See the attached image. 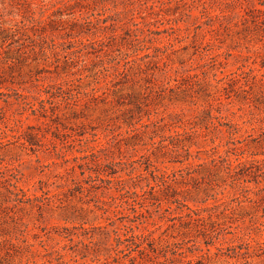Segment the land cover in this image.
Instances as JSON below:
<instances>
[{
  "label": "rangeland",
  "instance_id": "obj_1",
  "mask_svg": "<svg viewBox=\"0 0 264 264\" xmlns=\"http://www.w3.org/2000/svg\"><path fill=\"white\" fill-rule=\"evenodd\" d=\"M115 1L117 5H108L109 13L123 11L122 23H130L133 14L140 28L161 32L152 34L151 41L145 42L149 50L138 52L140 56L150 52L160 58H152L153 63L148 68L144 67L148 69L147 74L134 75L135 70L128 74L127 81L126 78L122 80L125 82L123 86L115 85L121 79L115 75L114 61L119 50H126L121 45L125 40L121 38L127 36L121 29L116 32L121 37L106 39L113 43L114 52L109 50L107 53L90 55L84 66L74 57V68L58 66L62 60L57 62L50 50L42 55L36 54L37 49L34 52L29 50L23 57L16 51L23 41L11 46L9 43L4 45L2 38L5 33H0V92L16 89L35 95L44 87L56 91V86L62 85L76 101L73 107L66 106L63 97L55 98L57 105L53 117H59L50 122V126H42L35 116L25 121V127L41 125L47 139L57 143L58 153L46 148L33 153L14 143L9 136L0 140L7 143L10 139V144L0 146L1 170L7 167L17 171L21 188L37 192L38 195L42 194L41 188L48 192L49 197L42 200L39 210L32 205L13 208L12 204L4 203V194H0V264H123L112 260V247L115 245L112 228L108 227L107 232L100 229V226L110 222L108 217L116 218V224L120 225V209L107 205L108 213L104 214L96 207L97 199L93 197L97 195L103 200H110L115 191L88 190V182L82 181L88 178V174L81 176L79 168L74 172L73 185V178L66 173L68 164H64L63 153L60 152V149L66 151L67 158L81 156L79 150H86L84 141L91 139L93 133H97L103 141L110 140L102 153L103 160L123 161L124 164L118 165V168L126 171L131 169L130 161L139 159L145 153V148H151V136H154V141H159L161 136H169L175 130L189 129V123L194 121L198 123V132L207 137L194 140L199 146H193L190 161L180 165L163 160L165 163H155L157 166L179 170L188 163L209 161L207 155L212 154L215 145H220L222 153L235 146H243L248 151L243 160H253L250 152L264 153V137L259 144L248 138L245 143L234 146L226 132L230 124H237L239 131L233 137H247L249 134L258 137L261 132L259 128L264 126V84L257 83L252 88L247 86L246 92L240 91L236 95L231 92L226 80L221 81L231 73L248 72L249 69L254 70L251 76H257V80L264 79V0H131L134 4L128 3V0ZM28 3L35 12L33 17L38 19L44 12L43 18L54 24L51 26L56 30L52 37L58 42L59 49L67 48L64 42L68 39L63 38V29L73 17L69 14L71 10L64 7V0H28ZM153 4L155 7H152ZM26 6L23 0L13 4L9 0H0V9L4 12V16L0 17V28L11 27L14 24L12 19L20 21L23 20L22 16H32ZM133 7V12H129L128 9ZM77 9L74 7V11ZM9 11L20 12L22 16L11 17ZM76 17H79V13ZM60 20L65 23H60ZM27 35L33 40L36 38L31 31ZM110 35V32L107 33V37ZM88 38L90 41L96 39L93 36ZM76 40L79 39H74V42ZM27 44H30L29 41ZM43 44L50 46V39L44 40ZM166 47L169 48L164 49ZM158 48L163 52L156 51ZM103 67L109 68V71L100 73ZM251 76H246V79L251 80ZM91 93L99 98L92 100ZM245 98L252 101L251 106L242 104ZM117 99L124 104H117ZM0 108L5 116L0 121V133L5 130L9 135L6 126H12L10 120L17 105L6 103L0 96ZM126 109H131L133 115L124 114ZM204 110L220 117L224 126L217 125L216 130L212 127L205 129L209 119ZM131 117H134V122L141 119L140 123L150 124L144 129L150 133V137L145 135L143 138L146 146H141L143 142L134 146L137 141L140 142L139 139L127 134L129 128L123 121L131 120ZM252 128L256 131H252ZM198 150H201L199 156L195 152ZM235 158L231 155L233 161ZM255 159L264 167V154L255 156ZM71 164L76 165V162ZM196 169L198 177L207 174L203 167ZM122 176L127 177L125 173ZM218 179L219 176L211 178L212 181ZM200 181L203 180H188L187 185L175 183L178 198L193 208L221 202L234 206L233 212L228 211L227 215L215 219L214 227H210L208 220L200 227V230L216 237L214 245L209 246L210 251L203 258L204 264H264V199L257 201L264 192L255 194L258 189L264 188V181L259 184L254 181L238 183L235 187L222 186L215 191L206 184H199ZM244 184L250 191H244ZM210 194H215L216 200L210 198L203 203L206 195ZM236 197L242 204L235 200ZM247 198L253 199V202ZM158 217L154 214L150 219L156 225L146 224V227L136 230V233L144 234L147 233L144 228L152 230L154 247L157 249L151 252L150 259L137 257V264L164 263L161 250L175 242L184 244L183 251L187 258L180 260L178 257L173 264H185L184 261L206 252L203 238L197 237L195 230L192 234L194 243L187 244V238L182 235L186 228L180 225V221H175L173 226L172 222ZM243 238L251 245L247 246ZM234 246L236 252L229 250ZM74 251L79 254L76 258ZM96 252L98 257H95ZM82 253L87 257L81 258ZM122 262L130 264L128 259Z\"/></svg>",
  "mask_w": 264,
  "mask_h": 264
},
{
  "label": "trees",
  "instance_id": "obj_2",
  "mask_svg": "<svg viewBox=\"0 0 264 264\" xmlns=\"http://www.w3.org/2000/svg\"><path fill=\"white\" fill-rule=\"evenodd\" d=\"M9 1L13 4L17 0ZM23 1H25L27 9H29L28 12L32 16L26 17L22 16L20 12L9 11V16H22L23 20L18 21L12 19L14 24L11 27L0 28V33H5L2 38L4 45L9 43V46H11L23 41L21 47L16 49V51H18L23 57L27 55L29 50L34 52V50L37 49V55L46 54L47 50H50L51 54L57 58V62L62 60L61 65H58L62 68H74V57H76L78 63H82L81 65L84 66L86 60L90 58V55H96L99 52L107 53L109 50H112L113 43H111L110 40L106 41V39L121 37L116 34L117 30L121 29L127 36V38H121L125 40L121 45L124 46L126 50L124 52L119 50V55L117 54L114 58V61H116L115 75L116 77L119 76L121 79L115 85L123 86L125 82L122 80L126 78L127 81L128 74L134 70V75L138 73L147 74L148 69L145 70L144 67L148 68L150 64L153 63L152 58H160L159 55H152L150 52H146L140 56L138 52L149 50V47H146L145 42L151 41L152 34L157 35L161 32L140 28V23H137L134 20L135 17H133V14L130 23H122L124 22L121 19V15L124 13L123 11L115 10L113 11V14L109 13L110 9L108 5H117L115 0H64V7L71 10L69 14H71L73 18L70 24L63 29V38L65 37L68 40L67 42H64L67 43V48L61 49H59L60 46L56 39L52 37L54 36V30H56V28L51 26L54 24L48 23V21L43 18L44 12H41V16L38 19L33 17L35 12L30 8L28 0ZM128 3L134 4L131 0H128ZM74 7L78 9L74 11ZM152 7H155V4H153ZM133 9L134 7L128 9V11L133 12ZM76 12L79 13V17H76ZM3 13L4 12H1L0 9V17L4 16ZM88 13L90 14L88 15ZM84 14L87 15L84 16ZM59 22L65 23L61 20ZM131 26L135 29H132ZM29 31H31L33 36L36 37L34 40L27 35ZM49 32H51V36L48 35ZM109 32L111 35L110 37H107V33ZM89 36H93L96 39L90 41L88 38ZM48 38L50 39V46L46 47L43 44V41H47ZM76 38L79 40L74 42V39ZM83 38H85V40H83ZM28 41L30 44H27ZM167 48L169 47L164 49ZM156 51L163 52V49L161 50V48H158ZM110 52L112 53L114 50ZM160 60H163V58ZM154 63L157 62L155 61ZM262 67L264 68V65H262ZM155 68H157V66ZM100 71V73H102V71L107 72L109 71V68L103 67ZM253 72V69H249L248 72L231 73L222 78L221 81L226 80L231 92L239 95L240 91H247V86L252 88L253 85L257 83L264 84V79L257 80V76H251ZM246 76H251V80L246 79ZM96 83L98 84L99 81H96ZM56 87V91H51L44 87L35 95L26 94L16 89H10L7 92H0V96L4 98L6 103L17 105L10 120L12 126H6L10 134L8 135L4 130L3 133H0V140L2 138H8L9 136L14 140V143H19L21 146L30 149L33 153L43 148L48 150L52 149L58 153L57 143L53 139H47L41 128L42 126H50V122H54L56 118L59 117H53L56 114L57 105L54 100L55 98L63 97L64 101H66V106L72 105L74 107V102L76 101H74V96L69 94V92H66V89H64L62 85ZM224 89L226 90L228 88ZM94 93H91V99L97 100L99 96H96ZM105 94L106 92L103 93V95ZM85 95L87 96V94ZM226 95L230 98L228 93ZM244 100L245 101L242 104L251 106L252 101H250L249 98H245ZM115 102L119 105L124 104L119 99L115 100ZM135 106L139 108L138 105ZM255 107L260 109L259 106ZM203 112L209 119V123L205 125V129H210L212 127L216 130L218 127L217 125L224 126L220 117L214 116L209 110H204ZM49 113H51V115H49ZM123 113L133 115L131 109H126ZM30 116H35L37 120L41 121L42 126L40 125L36 127L27 125V127H25V121L29 120ZM4 117V113L0 108V121L3 120ZM134 120V117H131V120L123 121L129 128L127 134L129 137L139 139L140 142L137 141L134 146H139L141 142H143L141 143V146H146L147 143L144 142L143 138L145 135H149L150 137V133L144 129L149 127L150 124L140 123L141 119L136 122H134ZM137 124H139V126H137ZM189 126V129H184L183 131L175 130L173 134H170L169 136H161L159 141H154V136H151V143H149L151 148H145V153L142 154L139 159L129 162L131 166L129 171L118 168V165L124 164L123 161L115 162L103 160L102 153L107 149L110 140H101L97 133H93L91 139L84 141L87 148L86 150H79V152L82 153L81 156L67 158L66 151L60 149V152L63 153L62 157H64V164H68L66 167V173L73 178V185L74 172L76 168H79L81 176L88 174V178H86L87 180H82L86 183L88 182V190H114L116 193L114 196L111 195L109 197L110 200H103L97 195L93 196L97 199L96 207L104 214L108 213L107 205L115 206V208L120 209L122 214V217L118 218L122 220L120 225L116 224V218L108 217L107 220L110 222L107 225L100 226V229H103L105 232H107L108 227L112 228L115 242V245L112 247L114 253L112 260L114 262H121L124 264L122 261L128 259L130 264H137L136 261L139 256L146 259L151 258V252H156L157 250L154 247L155 239L152 238V230L144 228L147 230L146 234L136 233V230L141 227H146V224L156 225L154 221H150L155 214L159 215L158 218L161 220L172 222L173 226L176 224L175 221H180V225L186 228V232L182 234L184 238H187L185 243H194L192 236L194 230L198 233L197 237L201 236L203 238L204 244L207 247L206 252L197 256L195 259H188L184 261V263L204 264L203 258L207 252L210 251L209 246L214 245V238L216 237L208 232L200 230V227L204 226L206 220L210 221V227H214L213 225L216 223L215 219L227 215L228 211L233 212L234 206L221 202L220 204H215L213 206L193 208L189 206L186 201L178 198V190L174 187V184L181 183L187 185L188 180L198 181L199 179H202L203 181H200L199 184H206L212 191H215L216 188L222 186L229 185L235 187L238 183L247 184L254 181L256 184H259L264 181V167H262L261 164H259L260 162L255 159V156L264 153L253 151L250 152L253 160H243V156L248 151L244 149L243 146H235V144L245 143L248 138H252V142H257V144H259L262 141L261 138L264 137V126L259 128L261 132L258 137L249 134L247 137L240 136L237 138L233 136L237 135L239 126H237V124L236 126L230 124L231 127L229 126L230 129L226 132L231 139L230 143L235 146L233 149H227L222 153L219 150L220 145H215L212 148L214 150L212 154L207 155L209 161H204L198 164L188 163L186 167H181L179 170H170L167 166H163L164 168L157 166L155 163H161V165H163L165 163L163 160L180 165H184L185 162L190 161L193 155V146H199V143L194 140L199 137L203 138L207 136L198 132L196 129L198 123L196 121L189 123ZM232 127L233 129H231ZM173 128H175V126H173ZM252 131H256V129L252 128ZM7 141V143L1 141L0 146L10 144V139ZM80 141L83 142V140ZM212 143L215 144L214 139H212ZM69 148L70 147H68V150ZM195 152L199 156L201 150ZM231 155L236 157L234 161L231 159ZM160 159H162V161H160ZM198 159H200V157H198ZM74 161L76 162V165L71 164L74 163ZM1 164L2 161L0 160V166ZM136 165H138V167H135ZM196 167H203V169H206L207 174L198 177V169H196ZM254 167L255 170H253ZM2 168L3 170L0 168V194H4V203L12 204L13 208H23L22 206L32 205L40 210L42 208L41 204H43L42 200L49 199L48 192H44L43 189L40 188L42 194L38 195L37 192H30V190L21 188L18 185L20 181L18 172L13 169H8L7 167ZM123 173H125L127 177H123ZM219 173L220 175H217ZM215 176H219V181L211 180V178H215ZM75 184L79 185L77 182ZM245 184L243 185L244 191H250L249 188H246L247 186H245ZM259 192H264V188L258 189L255 194L258 195ZM210 198L216 200L215 194L206 195V199L203 203ZM262 199H264V194L257 201L260 202ZM235 200L240 202L239 197H236ZM247 200L253 202V199L247 198ZM239 204L242 203L240 202ZM211 230H213V228ZM243 242L247 246L251 245L247 239L243 238ZM183 245L184 244L182 243L175 242L161 250V254L165 258V262L162 264H173L178 257H180V260L187 258L183 251ZM236 249L237 248L234 246L230 247L229 250L236 252ZM201 251H203V249H201ZM75 252L76 251H74V253ZM75 254L74 258L79 255L78 253ZM94 254L95 257L99 256L97 252ZM169 254H171V256H169ZM80 255L81 258L87 257V255L83 253Z\"/></svg>",
  "mask_w": 264,
  "mask_h": 264
}]
</instances>
